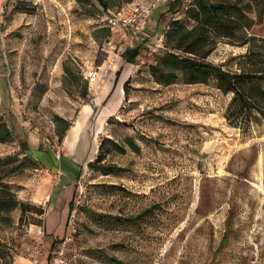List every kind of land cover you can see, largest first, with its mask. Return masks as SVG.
<instances>
[{
    "label": "rangeland",
    "instance_id": "obj_1",
    "mask_svg": "<svg viewBox=\"0 0 264 264\" xmlns=\"http://www.w3.org/2000/svg\"><path fill=\"white\" fill-rule=\"evenodd\" d=\"M88 1L7 0L0 127L11 138L0 141V179L40 210L1 214L0 264H264V122L229 125L231 95L211 76L189 84L177 71L158 83L167 52L110 31L117 0L108 11ZM196 1L167 0L149 32L172 18L192 29L204 19ZM202 1L242 12L235 36L211 34L214 50L196 57L236 71L245 39H264V0ZM135 48L132 64L123 55ZM57 118L71 124L61 143Z\"/></svg>",
    "mask_w": 264,
    "mask_h": 264
},
{
    "label": "trees",
    "instance_id": "obj_2",
    "mask_svg": "<svg viewBox=\"0 0 264 264\" xmlns=\"http://www.w3.org/2000/svg\"><path fill=\"white\" fill-rule=\"evenodd\" d=\"M79 3H88V0H76ZM103 11H108L112 4L110 0H96ZM133 0H117L121 5L129 4ZM198 10L203 15V21L196 19V25L188 30L179 23V18H172L169 25L165 28L164 36V52H167L162 59V66L155 69L156 80L160 84L169 85L177 80V71H184L186 82L189 84L206 82L208 76L213 77L216 82V88L225 95H231V99L225 111V119L228 124L247 131L252 124L264 122V39H257L250 36L242 43L247 46V51L244 55L238 58V68L236 71H226L221 66H213L200 59L197 56L204 58L215 46L210 45L211 34L216 37L235 36V27L232 25L242 16V12L235 9V6L225 4L207 3L202 0H197ZM118 10V9H117ZM228 13L233 14L226 18ZM232 21V24L231 22ZM230 30H229V29ZM205 50V51H204ZM139 48L129 50L124 53L123 57L129 63H134L139 56ZM64 68V84L67 81L70 69L68 64L63 65ZM126 84L123 85L125 88ZM70 95H73L71 89H67ZM126 93V92H125ZM83 98L88 96L87 84L83 86ZM57 122L63 125L62 129H56L55 134L58 137V142H62L66 132L71 124L63 119H56ZM11 138V134L6 125L0 127V141L7 142ZM131 148H135L130 141ZM99 156L94 162H99ZM7 159H0V166L4 165ZM89 168L93 167V163L88 164ZM16 207L22 209V213L35 212V207H31L20 203L16 200L9 188L0 179V218L3 212H8ZM73 210V204L70 203L69 212ZM41 215L42 211H36ZM143 215H138L133 218V221H138ZM55 243L51 245L53 249ZM7 245L0 242V250L7 249ZM51 261V255L47 258Z\"/></svg>",
    "mask_w": 264,
    "mask_h": 264
},
{
    "label": "built area",
    "instance_id": "obj_3",
    "mask_svg": "<svg viewBox=\"0 0 264 264\" xmlns=\"http://www.w3.org/2000/svg\"><path fill=\"white\" fill-rule=\"evenodd\" d=\"M167 0H133L129 4L122 5L118 10L110 12L106 17V23L114 34L130 36L133 39L146 41L150 45L153 54L164 51V36L161 32H149L152 18L158 9ZM7 0H0V23L4 15ZM155 25V23H153ZM155 31V27L153 28ZM95 74H89L90 81Z\"/></svg>",
    "mask_w": 264,
    "mask_h": 264
},
{
    "label": "bare ground",
    "instance_id": "obj_4",
    "mask_svg": "<svg viewBox=\"0 0 264 264\" xmlns=\"http://www.w3.org/2000/svg\"><path fill=\"white\" fill-rule=\"evenodd\" d=\"M78 126H79V124L76 127H78ZM256 252H257V261H258L260 257H264V245L263 246H258Z\"/></svg>",
    "mask_w": 264,
    "mask_h": 264
},
{
    "label": "crops",
    "instance_id": "obj_5",
    "mask_svg": "<svg viewBox=\"0 0 264 264\" xmlns=\"http://www.w3.org/2000/svg\"><path fill=\"white\" fill-rule=\"evenodd\" d=\"M154 17V16H153ZM152 21H153V23H155V29H156V27H158V24H157V22H156V19L154 20L153 18H152ZM151 28L153 29L154 27L151 25ZM157 31H158V28L156 29Z\"/></svg>",
    "mask_w": 264,
    "mask_h": 264
}]
</instances>
